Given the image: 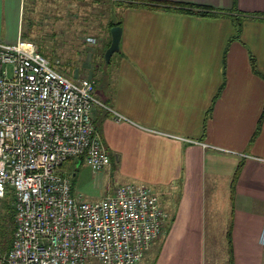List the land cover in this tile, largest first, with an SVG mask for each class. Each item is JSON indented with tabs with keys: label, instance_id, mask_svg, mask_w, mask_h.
<instances>
[{
	"label": "crops",
	"instance_id": "1",
	"mask_svg": "<svg viewBox=\"0 0 264 264\" xmlns=\"http://www.w3.org/2000/svg\"><path fill=\"white\" fill-rule=\"evenodd\" d=\"M114 1L120 48L91 115L122 183L157 192L168 214L142 260L208 264L212 243L222 264L230 248L233 264H264V0ZM24 14L25 0H0L1 41L24 38ZM231 15L245 17L234 39ZM88 37L82 65L98 73L112 34Z\"/></svg>",
	"mask_w": 264,
	"mask_h": 264
},
{
	"label": "built area",
	"instance_id": "2",
	"mask_svg": "<svg viewBox=\"0 0 264 264\" xmlns=\"http://www.w3.org/2000/svg\"><path fill=\"white\" fill-rule=\"evenodd\" d=\"M95 83L69 79L33 41L0 40V199L9 187L15 195L13 243L0 264H137L163 235L168 214L145 184L88 202L60 172L76 157L94 170L111 164L91 115L101 104Z\"/></svg>",
	"mask_w": 264,
	"mask_h": 264
},
{
	"label": "rangeland",
	"instance_id": "3",
	"mask_svg": "<svg viewBox=\"0 0 264 264\" xmlns=\"http://www.w3.org/2000/svg\"><path fill=\"white\" fill-rule=\"evenodd\" d=\"M119 13V6L114 0H25L24 39L33 41L51 65L69 79L97 78L94 96L99 101L107 77L103 75H108L110 64L106 58L98 61L99 64L101 62L98 73H95L94 67L82 65L89 52L88 47L96 45V42L90 43L87 37L94 35L99 39L109 34L110 24L120 20ZM107 49L106 45L104 53ZM93 52L95 55L96 51ZM88 63L95 64L92 53L88 55ZM116 167V162L115 165L113 162L103 170H94L82 157H76L66 161L60 172L70 180L75 197L91 202L101 200L112 194L117 186L126 184L122 183L124 177ZM9 188L7 195L0 199V220L13 207L15 209V195L13 188ZM155 194L159 196L157 192ZM226 256L227 251L209 244L208 264H214L216 259L222 264ZM150 263V258L146 256L139 264ZM88 264L100 262L90 258Z\"/></svg>",
	"mask_w": 264,
	"mask_h": 264
},
{
	"label": "trees",
	"instance_id": "4",
	"mask_svg": "<svg viewBox=\"0 0 264 264\" xmlns=\"http://www.w3.org/2000/svg\"><path fill=\"white\" fill-rule=\"evenodd\" d=\"M180 4V3H179ZM184 8L190 10V12L198 13L204 16H216V15H224L228 12L218 11L216 9L210 7H201V6H192L180 4ZM232 23L234 25V33L232 35V39L238 38L241 34L242 25L245 20L244 16H235L231 15ZM120 22H112L110 24V29L115 25H120ZM14 229H15V209L11 210L7 213L6 216L2 217L0 220V255L5 254L12 246L14 237ZM233 251L230 248V263L233 264Z\"/></svg>",
	"mask_w": 264,
	"mask_h": 264
},
{
	"label": "water",
	"instance_id": "5",
	"mask_svg": "<svg viewBox=\"0 0 264 264\" xmlns=\"http://www.w3.org/2000/svg\"><path fill=\"white\" fill-rule=\"evenodd\" d=\"M121 31L122 28L119 25L113 26L111 29L112 42L105 53V58L108 62L110 61L111 56L120 48Z\"/></svg>",
	"mask_w": 264,
	"mask_h": 264
}]
</instances>
